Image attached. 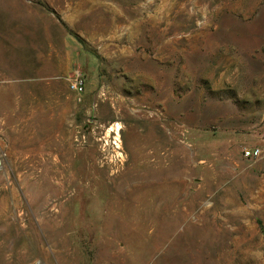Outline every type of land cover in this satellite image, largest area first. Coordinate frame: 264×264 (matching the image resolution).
I'll return each instance as SVG.
<instances>
[{
	"label": "rangeland",
	"instance_id": "rangeland-1",
	"mask_svg": "<svg viewBox=\"0 0 264 264\" xmlns=\"http://www.w3.org/2000/svg\"><path fill=\"white\" fill-rule=\"evenodd\" d=\"M0 264H264V0H0Z\"/></svg>",
	"mask_w": 264,
	"mask_h": 264
},
{
	"label": "built area",
	"instance_id": "built-area-1",
	"mask_svg": "<svg viewBox=\"0 0 264 264\" xmlns=\"http://www.w3.org/2000/svg\"><path fill=\"white\" fill-rule=\"evenodd\" d=\"M68 87H69V90L71 92H73V94L75 95L77 101L80 102L82 100V95H83L84 90H85V79H84V77H82L79 74L75 75L72 79L68 80ZM244 154L246 156L254 157V156L258 155V151L257 150L245 151Z\"/></svg>",
	"mask_w": 264,
	"mask_h": 264
},
{
	"label": "trees",
	"instance_id": "trees-1",
	"mask_svg": "<svg viewBox=\"0 0 264 264\" xmlns=\"http://www.w3.org/2000/svg\"><path fill=\"white\" fill-rule=\"evenodd\" d=\"M44 8L48 11V12H50V13H52L59 21H60V19H59V17H58V15L53 11V10H51V9H49V8H46L45 6H44ZM61 22V21H60ZM62 23V22H61ZM62 25H64L63 23H62ZM68 32H69V34L70 35H72V36H74L75 37V39L79 42V43H81L82 44V46L83 47H85V49H86V46H85V44H84V42L76 35V34H74L73 32H71L70 30H67Z\"/></svg>",
	"mask_w": 264,
	"mask_h": 264
},
{
	"label": "bare ground",
	"instance_id": "bare-ground-1",
	"mask_svg": "<svg viewBox=\"0 0 264 264\" xmlns=\"http://www.w3.org/2000/svg\"><path fill=\"white\" fill-rule=\"evenodd\" d=\"M116 133L119 131V124H115L112 128Z\"/></svg>",
	"mask_w": 264,
	"mask_h": 264
}]
</instances>
